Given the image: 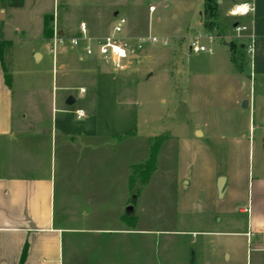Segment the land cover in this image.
Listing matches in <instances>:
<instances>
[{
  "label": "crops",
  "instance_id": "0c3cea01",
  "mask_svg": "<svg viewBox=\"0 0 264 264\" xmlns=\"http://www.w3.org/2000/svg\"><path fill=\"white\" fill-rule=\"evenodd\" d=\"M244 1L254 3V13L247 17L232 15L233 7ZM31 2L33 0H0L1 19H6L8 13L16 9H27ZM218 10L217 6L213 28L205 27V17L200 23L203 32L215 35L213 42L206 39L212 49L210 52H191L189 34L182 36L183 41L177 39L180 34L175 35L170 64L175 67L177 78L172 94L179 102H184L182 112L186 116L179 113L178 123L163 125L148 137L169 132L170 138L163 143L164 162L168 158L167 163L172 162L171 147L176 138L179 147H191L193 161L181 166L178 176H172L171 170L163 172V195L159 193L161 188L157 187L155 173L151 174L145 189L150 196L147 202L139 195V174L131 169L138 161L139 141L132 137H139L138 130L132 131L135 134H131L132 139L111 140L92 134L87 127H75L66 116L56 122L53 114L47 123L34 124L32 128L14 124V73L4 56L11 40L9 35L0 33V39L8 41L0 52V264H66L67 256L69 264H73L74 244L80 239H83L85 252L96 255L99 249L102 253L109 248L110 253L115 254L116 264H125L126 259L128 264H139L138 224L130 226L120 216L110 221L100 217L96 221L99 226H87L92 223L93 209L86 206H211L207 213L220 215L222 229L177 228L173 231L180 233L174 240L186 242L190 251L195 249L194 253L190 252L195 254L192 261L264 264V168L255 174L247 157L254 141L253 128L264 127V118L255 119L262 113L256 103L257 96L264 98V95L257 93L253 85L257 80L264 85V0H235L228 14L241 18L242 24L247 25V29L240 32L234 28L241 23L237 18L232 20L231 28L221 26ZM41 12V26L33 37L37 47L23 56L24 61H30V54L33 57L40 52L42 56L36 63L44 61L45 69L35 70L42 75H52L53 82L57 83L53 86L57 92L52 91V111L73 113L77 119H82L86 113L78 118L76 110L81 108L68 109L67 97L74 96L73 90L83 96L86 91L81 93L80 88L95 87L98 74L106 71L104 65L111 64L97 54L84 55L83 38L79 47H73L68 40L78 36H68L63 25L53 26V31L57 28L66 38L54 54L50 38L45 37L44 19L50 13ZM81 23L86 24L91 38L113 32L102 29L93 18L84 17L76 26L79 34ZM251 36H254L253 53L246 49ZM241 50L250 56V73L245 69L246 58L241 56ZM124 75L120 77L121 86L127 85L128 75ZM245 99L249 101L246 107L242 105ZM219 115L232 119L235 133L217 128ZM197 130L202 132L200 136L194 135ZM186 152L187 149L180 153ZM221 175L226 176L223 197L217 192ZM190 185L201 189L203 197L187 194L185 190ZM77 206H85L80 210L84 213L81 216L84 226L76 225L77 216L72 217V225L64 222L67 210L77 212ZM197 232L202 233L200 240L194 237ZM186 233L193 235L185 238ZM108 239L116 245L103 246L102 241L108 243ZM98 242H101L99 246Z\"/></svg>",
  "mask_w": 264,
  "mask_h": 264
},
{
  "label": "rangeland",
  "instance_id": "374dc122",
  "mask_svg": "<svg viewBox=\"0 0 264 264\" xmlns=\"http://www.w3.org/2000/svg\"><path fill=\"white\" fill-rule=\"evenodd\" d=\"M218 5V19L220 25L231 28L232 20L238 19L242 24V19L232 17L228 10L233 6L235 0H224ZM24 7L16 9L13 13H8L6 19L0 16V33L10 36V45L5 48V61L11 65L14 73L13 79V102H14V124L24 125L32 128L34 124L47 123L50 115L53 114L54 121L58 122L61 116H66L67 121L75 127L87 129L97 136H107L108 138H123L139 141L138 161L131 169L139 175V195L145 202L149 197L145 191L151 174L155 173V182L159 193L163 195L165 170H171L172 176L180 173L181 166H186L193 161V153L189 148L179 147V139H175L172 150V162H164L163 143L169 139V132L161 135L148 137L159 127L168 123H178L176 119L181 116L184 105L182 100L172 94V86L177 78L175 67L170 64L175 47V35L177 39L183 41L182 36L193 32H203L200 26L204 19V24L209 20V13L204 8V0H33ZM155 5L153 12L149 11V6ZM49 12L54 16L49 25L66 28V34L82 36L77 33L76 26L84 17L93 18L102 29L113 30L118 16H124L127 20L124 30L119 35L126 38L130 44H134L135 35H154L157 37H167L170 44L161 46L158 43H147L143 48L128 59L125 69H116L109 64H105L106 71L98 74L97 85L87 86L83 96H79L77 90H73L76 102L67 106L68 109L81 108L86 115L82 119H77L73 113H62L52 111V91L56 81L53 82L52 75L45 73L42 75L35 68L44 70V64L36 63L34 54H30V61H24L23 56L31 49L37 47L36 36L41 26V11ZM117 12L118 14H115ZM95 16V17H94ZM21 31H25L23 34ZM134 35V36H133ZM46 37V36H45ZM47 38V37H46ZM48 39V38H47ZM204 43L208 41L201 39ZM50 44L52 39L50 38ZM68 43V41L66 42ZM60 45H63L62 43ZM243 58L245 69L250 73V56L245 52H240ZM35 61V62H34ZM244 69V68H243ZM128 75L126 86H121L120 77ZM256 92L264 95V85L253 82ZM257 106L262 110L261 115H256L255 119L264 118V98H258ZM218 106V105H217ZM220 107V106H218ZM49 112V115H48ZM26 115L24 118L23 116ZM186 116V115H185ZM219 129H228L229 134H233L231 120L226 115H219ZM217 124V123H216ZM256 125V124H255ZM29 128V129H30ZM139 131V137H131L133 132ZM182 130V129H181ZM133 131V132H132ZM132 132V133H131ZM219 133V132H218ZM196 135V132H194ZM253 140L250 157V167L255 174L264 168V127L255 126L252 130ZM178 145V146H177ZM185 154L180 153L186 151ZM169 154V148H167ZM182 155V158L180 156ZM192 159V160H191ZM193 173L197 164L192 163ZM249 166V163L247 164ZM190 185L185 192L194 193L203 197L201 189ZM196 191V192H195ZM153 195V193H152ZM154 196V195H153ZM155 197V196H154ZM156 200V199H155ZM85 206H77L79 210H67L64 222L72 225V217L77 216L76 225L84 226L81 222ZM91 207L92 223L87 226H99L96 223L100 217L106 220H115L121 216L129 225L138 224L139 229V264H200L192 261L195 249L189 250L186 242L174 240V236L180 233L173 232L175 229H186L190 231H204L207 228L222 229L223 222L220 215L207 213L211 206H132L130 214H126V206H86ZM69 209V208H68ZM109 223V222H108ZM214 223V224H213ZM110 228V227H109ZM112 234V233H107ZM200 232L194 234L199 240ZM81 235V234H80ZM193 233L183 235L191 238ZM108 239L102 245L105 247L115 246L114 242ZM101 242H98V246ZM73 264H116L114 252L100 249L96 255L91 251L85 252L83 239L76 242ZM198 246V244H197ZM191 252V253H190ZM101 257V258H100ZM201 257V254L200 256ZM130 262V258H129ZM67 256L66 264H69ZM128 264V260H125ZM130 264V263H129Z\"/></svg>",
  "mask_w": 264,
  "mask_h": 264
},
{
  "label": "built area",
  "instance_id": "2783aa9c",
  "mask_svg": "<svg viewBox=\"0 0 264 264\" xmlns=\"http://www.w3.org/2000/svg\"><path fill=\"white\" fill-rule=\"evenodd\" d=\"M239 6V7H238ZM246 6V7H245ZM155 10V5L149 6V11L153 12ZM255 11V5L251 1H244L236 4L231 10V14L234 16L247 17L253 14ZM127 20L124 16H118L117 22L113 27V32L103 37L91 38L87 33V26L85 23H81V37H73L69 39V43L73 47H79L81 44V39L85 40L83 53L86 56L98 55L101 59L109 62L116 69H125L127 66V61L133 58L138 51H140L144 45L147 43H158L161 46H167L170 44V40L167 37H157L154 35H144L138 36L134 40V44H130L126 38L121 37L119 34L123 32L124 26ZM235 30L237 32L247 29V25L237 23L235 25ZM205 38L209 42H213L215 39L214 34H208L205 32H197L193 37H191L189 42V49L194 53L210 52L212 49L207 43H204L201 39ZM64 38L58 31L54 28V33L52 37V51L55 54L57 47L65 42ZM247 52H254V36H251L249 45L246 47ZM85 88H80V92L84 93ZM83 113V114H81ZM78 118L84 116L85 112L83 109L76 110Z\"/></svg>",
  "mask_w": 264,
  "mask_h": 264
},
{
  "label": "trees",
  "instance_id": "16d2710c",
  "mask_svg": "<svg viewBox=\"0 0 264 264\" xmlns=\"http://www.w3.org/2000/svg\"><path fill=\"white\" fill-rule=\"evenodd\" d=\"M217 0H204V8L208 11L209 13V20L205 23V27L208 29L213 28L215 26L214 19H216L217 16ZM54 19V16L52 14H46L45 19H44V24H45V36L47 38H52L53 37V26H50V20ZM8 41L6 40H1L0 39V52L2 53V50L6 46ZM6 80L9 81V75H6ZM130 214V213H129ZM25 254V253H24ZM24 254L22 257V260L24 258Z\"/></svg>",
  "mask_w": 264,
  "mask_h": 264
},
{
  "label": "water",
  "instance_id": "95a60500",
  "mask_svg": "<svg viewBox=\"0 0 264 264\" xmlns=\"http://www.w3.org/2000/svg\"><path fill=\"white\" fill-rule=\"evenodd\" d=\"M219 1H221V0H219ZM41 56L42 55H41L40 52H36L34 54L35 60H37V61L41 58ZM75 102H76V98L73 95L68 96L67 99H66V104L69 105V106L73 105ZM248 103H249V101L247 99H245V100H243L242 105L244 107H246V106H248ZM201 134H202V132L200 130L196 131V135L197 136H200ZM225 182H226V176H224V175L219 176V178L217 180V192H218V196L219 197H223V195H224ZM131 210H132V206H128L126 208V212H129Z\"/></svg>",
  "mask_w": 264,
  "mask_h": 264
},
{
  "label": "clouds",
  "instance_id": "9594fccd",
  "mask_svg": "<svg viewBox=\"0 0 264 264\" xmlns=\"http://www.w3.org/2000/svg\"><path fill=\"white\" fill-rule=\"evenodd\" d=\"M239 7V6H238ZM246 7V6H245ZM81 114H83V113H81Z\"/></svg>",
  "mask_w": 264,
  "mask_h": 264
}]
</instances>
